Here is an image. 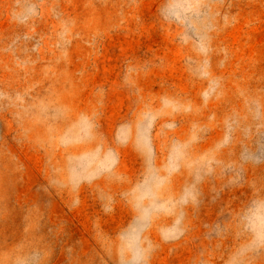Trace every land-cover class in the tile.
Listing matches in <instances>:
<instances>
[{"label": "rangeland", "instance_id": "rangeland-1", "mask_svg": "<svg viewBox=\"0 0 264 264\" xmlns=\"http://www.w3.org/2000/svg\"><path fill=\"white\" fill-rule=\"evenodd\" d=\"M0 264H264V0H0Z\"/></svg>", "mask_w": 264, "mask_h": 264}]
</instances>
